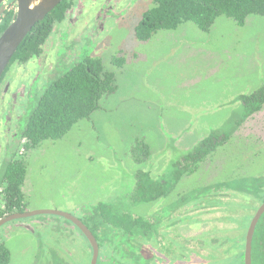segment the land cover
I'll use <instances>...</instances> for the list:
<instances>
[{
	"label": "rangeland",
	"instance_id": "rangeland-1",
	"mask_svg": "<svg viewBox=\"0 0 264 264\" xmlns=\"http://www.w3.org/2000/svg\"><path fill=\"white\" fill-rule=\"evenodd\" d=\"M135 1L131 15L105 21L101 36L93 39V18L103 0H80L83 7L75 30L65 21L50 37L57 52L49 57L54 63L57 56L59 65L52 76L66 72L84 55L99 56L108 69H114L111 59L120 55L126 64L115 69L117 91L104 97L90 119L78 122L62 139L24 153L23 213L54 210L83 220L100 202L139 216L158 211L161 237L157 245L145 241L155 252L163 248L174 261L184 255L180 263L192 264L200 262L197 253L202 251L216 262L211 264H225L237 240L244 252L247 229L260 205L258 199L249 202L252 198L230 191L237 183L225 191V181L264 179V104L194 173L184 175L167 199L132 206L128 194L136 171H149L152 177L166 172L211 132L228 129L239 115L235 100L264 84V16H249L241 27L219 16L208 32L186 22L140 42L134 28L153 4ZM79 31L80 45H69ZM28 67L33 70L34 65ZM48 76L38 79L40 89L47 86ZM138 142L148 146L149 156L142 163L133 153ZM218 183L222 188L201 191L208 201L206 209L193 202L190 211L163 210L195 188ZM35 218L0 228V241L10 253L8 264H90L89 243L70 222L55 215Z\"/></svg>",
	"mask_w": 264,
	"mask_h": 264
},
{
	"label": "trees",
	"instance_id": "trees-1",
	"mask_svg": "<svg viewBox=\"0 0 264 264\" xmlns=\"http://www.w3.org/2000/svg\"><path fill=\"white\" fill-rule=\"evenodd\" d=\"M78 1L62 0L38 22L16 50L5 72L14 63L26 64L31 59L43 55L45 45L55 28L66 21L68 13ZM152 4L134 28V36L140 42L148 41L160 30H175L186 22H191L201 31L208 32L219 16L234 20L240 27L245 25L249 16H264V0H152ZM14 15L15 5L4 11L0 17V36L12 22ZM111 64L114 69L106 68L99 56L84 55L71 64L66 72L50 77L47 86L39 93L34 108L28 113L22 133L25 140L24 149L32 150L45 141L62 139L78 122L90 119L92 114L100 109L104 97L114 94L118 89L116 71L121 70L126 61L120 55L111 59ZM236 102L239 103V115L229 124L228 129L223 132H211L192 149L184 152L166 172L152 177L149 171H136L134 187L128 194L130 205L154 204L171 196L184 175L194 173L207 157L229 140L236 128L261 109L264 104V84L248 95L239 96ZM133 153L137 156V162H145L149 156L148 146L138 142L133 148ZM26 171V164L21 158H16L6 166L3 175L5 188L1 192L4 205L0 208V218L14 210L23 211L22 186ZM233 183H237V187L230 191L252 198L247 200L249 202L254 199H258L260 204L264 202V179H229L225 181V191H228ZM223 185L218 183L216 187L195 188L162 209L174 211L181 207L190 211L193 209L188 206L193 202H200L199 208L206 209L208 201H205L204 196L201 198V191L210 192L214 188H222ZM157 213L158 211L139 216L105 202L93 206L90 214L81 221L91 230L101 249V260L98 264H169L162 259L166 252L163 248L155 252L151 247L148 258L145 257L143 246L148 245L146 242L157 245L161 237ZM170 235L174 237L172 233ZM241 246V240H237L236 244L233 243L229 247L236 248L237 251L225 257V264H243ZM225 251L227 253L230 250ZM200 252L197 256L205 257L204 252ZM181 257L185 258L184 255ZM9 261V250L0 241V264H8ZM201 263L203 262L192 264ZM251 264H264V213L255 227Z\"/></svg>",
	"mask_w": 264,
	"mask_h": 264
},
{
	"label": "flooded vegetation",
	"instance_id": "flooded-vegetation-1",
	"mask_svg": "<svg viewBox=\"0 0 264 264\" xmlns=\"http://www.w3.org/2000/svg\"><path fill=\"white\" fill-rule=\"evenodd\" d=\"M134 2L136 1L135 0L133 1L132 0H103L102 7L98 9L97 13L95 14L93 18L92 26L94 28V33L96 35H93L92 38L94 39V37L96 36L97 37L101 36L104 30L105 21L111 22L114 19L120 20V18L123 20L125 15L126 16L131 15V10L133 8ZM11 3H12V0H8L5 3V6L7 7L9 5L7 8H12L13 5L11 6ZM75 7H76V14L74 13ZM75 7H73L70 10V12L68 13L67 19H66V22H68L69 29L71 31L75 30V27L80 22V18H81L80 14H81V9H82L81 7H83L81 6L80 0L76 3ZM115 26H116V23H115ZM65 29L67 30L66 27L64 28V30ZM82 31L84 32V30ZM96 31L100 32V34L96 33ZM80 32L81 31H79L78 36L73 41H68L69 45H74V46L80 45V43L82 42ZM70 33H73V32H70ZM74 33H77V32H74ZM60 34L61 32H59L58 35ZM69 38L71 39V36ZM107 44L109 45L110 43H107ZM107 44L105 46H107ZM101 45H102V42L98 46V50H96L99 53L102 49ZM50 52L52 53L57 52L54 41H52L51 44L48 42L45 45L43 55L31 59L26 64H22V65L17 64V63L12 64L8 68V70L5 73H3L2 77L0 78V208L3 207L4 205V201H3L4 198L1 192L5 188V183L3 179L5 168L10 162L14 161L16 158H21L24 160L23 158L24 153L27 152V150H25L23 147L25 140L22 137V133L26 125L28 113L31 111V109L34 108L35 103L39 97V93L44 88L43 87L42 89H40L38 79L43 75L44 76L49 75L47 77V80H48L53 75V72H55L54 69L59 66L57 62V56H55L54 58V63L51 62V58L49 57ZM29 63H32L34 65L33 70L28 67ZM39 70L41 71V75H40ZM44 83L46 84L47 81ZM22 191H23V188H22ZM16 213H23V211L18 212L14 210V212L7 213L3 217L11 215V214H16ZM38 216H42V215H37L33 217H28V218L37 219L35 217H38ZM76 219L81 221V219L79 218H76ZM67 221L70 222L76 229H78L71 221L69 220ZM80 233L83 235L81 231ZM89 246H90V243H89ZM98 247H99V244H98ZM143 248L145 249V257L148 258L151 247L148 245H144ZM90 249H91V246H90ZM91 253H92V249H91ZM100 254H101V249L99 247V260H101ZM162 256H163L162 259H165L166 261H168L169 264H182L180 263L181 257L179 261H174V259L172 258V254L170 252L166 251L165 254H163ZM207 256L208 254L205 255V257ZM205 257H203V261H201L202 258L198 259L200 262H203L201 264H210L211 262H213L212 259L208 260V258H205ZM195 263H197V261Z\"/></svg>",
	"mask_w": 264,
	"mask_h": 264
},
{
	"label": "water",
	"instance_id": "water-1",
	"mask_svg": "<svg viewBox=\"0 0 264 264\" xmlns=\"http://www.w3.org/2000/svg\"><path fill=\"white\" fill-rule=\"evenodd\" d=\"M8 0H0V17L9 6H5ZM62 0H12L15 5V15L12 22L0 36V78L5 72L16 50L30 33L32 28L53 10ZM264 213V202L257 208L247 229L244 241L243 264H251L252 239L255 227ZM37 215H55L71 221L86 237L92 249L90 264H98L99 247L90 230L78 219L70 214L54 210H38L29 213H16L0 219V227L4 224L23 218Z\"/></svg>",
	"mask_w": 264,
	"mask_h": 264
}]
</instances>
